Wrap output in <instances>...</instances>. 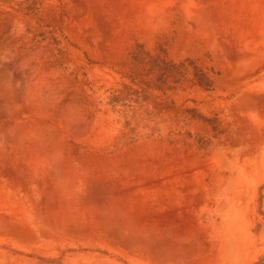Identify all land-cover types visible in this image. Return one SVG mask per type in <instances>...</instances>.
<instances>
[{"label": "rangeland", "instance_id": "374dc122", "mask_svg": "<svg viewBox=\"0 0 264 264\" xmlns=\"http://www.w3.org/2000/svg\"><path fill=\"white\" fill-rule=\"evenodd\" d=\"M262 212L264 0H0V264H254Z\"/></svg>", "mask_w": 264, "mask_h": 264}, {"label": "trees", "instance_id": "16d2710c", "mask_svg": "<svg viewBox=\"0 0 264 264\" xmlns=\"http://www.w3.org/2000/svg\"><path fill=\"white\" fill-rule=\"evenodd\" d=\"M19 11L23 12L27 17L33 16V6L21 7ZM28 33H31L30 30H28ZM55 41L57 45L61 44L57 39H55ZM162 53L166 52L159 48V54L154 55L150 51H147L142 45H139L138 49L133 52L137 71L130 77L133 79L134 83L140 86L141 93L148 94L150 90H157L166 94L167 91L176 90L177 84L187 81L193 82L206 90L215 89L217 83L216 73L211 74L195 66L194 62H191L188 66L184 63L176 64L168 62V60L162 56ZM143 71L153 76L155 80L153 82L146 81ZM130 89L129 87L126 88V90ZM119 101V96H114L113 102L119 103ZM262 214L264 215V212H262ZM33 257L38 259L40 264H65L62 257L58 259H49L36 255H33ZM122 263L128 264L125 261ZM254 264H264V257Z\"/></svg>", "mask_w": 264, "mask_h": 264}]
</instances>
